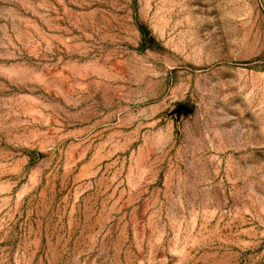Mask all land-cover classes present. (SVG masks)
Listing matches in <instances>:
<instances>
[{
	"label": "rangeland",
	"instance_id": "rangeland-1",
	"mask_svg": "<svg viewBox=\"0 0 264 264\" xmlns=\"http://www.w3.org/2000/svg\"><path fill=\"white\" fill-rule=\"evenodd\" d=\"M0 264H264V0H0Z\"/></svg>",
	"mask_w": 264,
	"mask_h": 264
}]
</instances>
